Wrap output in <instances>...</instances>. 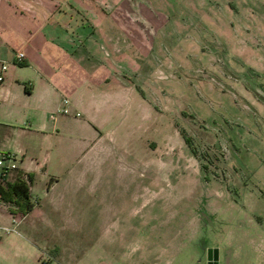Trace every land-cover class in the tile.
Segmentation results:
<instances>
[{
  "label": "rangeland",
  "instance_id": "374dc122",
  "mask_svg": "<svg viewBox=\"0 0 264 264\" xmlns=\"http://www.w3.org/2000/svg\"><path fill=\"white\" fill-rule=\"evenodd\" d=\"M127 1L110 12L107 64L123 68L93 80L125 84L130 100L94 124L104 153L78 187L65 169L88 164L77 157L83 144L97 153L93 133L68 126L49 145L37 118L47 112L32 111L27 95L29 67L7 68L0 150L17 166L23 153L46 155L49 172L31 183L28 209L0 200V223L20 217L16 231L33 242L18 253L0 244V264H204L208 248L217 264H264V0Z\"/></svg>",
  "mask_w": 264,
  "mask_h": 264
},
{
  "label": "crops",
  "instance_id": "0c3cea01",
  "mask_svg": "<svg viewBox=\"0 0 264 264\" xmlns=\"http://www.w3.org/2000/svg\"><path fill=\"white\" fill-rule=\"evenodd\" d=\"M128 3L127 0H0V57L10 59L14 50L23 51L22 63L29 67L32 74V82L27 84V95L33 101L32 111L34 109L36 112L43 107L47 112L43 119L37 116L39 121L36 120L40 129L48 130V134L44 136L49 145H53V134L59 129L66 130L68 126L75 132L85 127L93 133L86 138V142L88 148L94 145L93 152L97 153L91 154L89 149L85 151L83 144L77 157L83 156L85 152V156H90L88 164L65 169L66 172L73 173L71 185L74 187L79 186L81 174L89 168L94 173L98 172L93 155L97 157L104 153V148H95L101 135L95 125L110 121L115 106H121L130 100V91L125 84L109 86L93 80V77L111 79L120 74L123 68L121 64L111 69L108 66V57L117 43L110 31L116 28L115 19L112 17L111 20L110 12L117 7L120 12H126L129 9ZM124 23L125 21L122 25ZM119 57L117 61L126 62V55ZM14 65L11 64V67ZM105 66L107 68H102ZM8 77L10 74H5V80L0 85V97L3 98L8 94ZM63 107L67 108L66 112L61 110ZM82 115L83 118L79 119ZM81 135H75L77 140L85 141V137ZM24 156L23 153L16 172L30 176L29 191L31 183L37 177L44 179L43 175L48 174L49 171L45 168L48 158L43 155L41 159L31 160ZM139 169V172H147L148 166L143 164ZM54 172L61 173V170L53 169V174ZM57 180L58 178L50 176L46 188H51ZM146 200L143 199L142 202ZM13 217L19 223L20 217ZM175 217L172 214L168 218V228H173L171 222ZM191 218L201 219L197 213ZM5 224H12L11 217ZM176 228L179 230V226ZM0 241L2 249L11 246L16 253L22 246L29 252L33 250V242L20 236L16 230L0 235ZM173 262V258L166 257L161 263Z\"/></svg>",
  "mask_w": 264,
  "mask_h": 264
},
{
  "label": "built area",
  "instance_id": "2783aa9c",
  "mask_svg": "<svg viewBox=\"0 0 264 264\" xmlns=\"http://www.w3.org/2000/svg\"><path fill=\"white\" fill-rule=\"evenodd\" d=\"M23 58H24V53L21 49L14 50L11 59L0 57V85L5 80V74H6L9 64L21 63ZM63 101H66V99L63 98ZM61 110L66 112L67 108L63 107L61 108ZM17 167L18 166L16 164L15 153L9 150H6V151L0 150V186L5 185L6 182L11 181L16 177ZM20 177L26 183H28L29 178L26 174H20ZM11 223L12 224L0 223V235L2 233H7L9 231L16 230V225L18 223V220L12 216Z\"/></svg>",
  "mask_w": 264,
  "mask_h": 264
},
{
  "label": "trees",
  "instance_id": "16d2710c",
  "mask_svg": "<svg viewBox=\"0 0 264 264\" xmlns=\"http://www.w3.org/2000/svg\"><path fill=\"white\" fill-rule=\"evenodd\" d=\"M20 174L21 172L18 171L13 180L0 186V199L11 202L16 208L28 209L32 204L28 199V184L20 177Z\"/></svg>",
  "mask_w": 264,
  "mask_h": 264
},
{
  "label": "water",
  "instance_id": "95a60500",
  "mask_svg": "<svg viewBox=\"0 0 264 264\" xmlns=\"http://www.w3.org/2000/svg\"><path fill=\"white\" fill-rule=\"evenodd\" d=\"M205 264H217V255L214 248H208L205 253Z\"/></svg>",
  "mask_w": 264,
  "mask_h": 264
},
{
  "label": "flooded vegetation",
  "instance_id": "af4514ba",
  "mask_svg": "<svg viewBox=\"0 0 264 264\" xmlns=\"http://www.w3.org/2000/svg\"><path fill=\"white\" fill-rule=\"evenodd\" d=\"M204 264H205V260H204Z\"/></svg>",
  "mask_w": 264,
  "mask_h": 264
}]
</instances>
